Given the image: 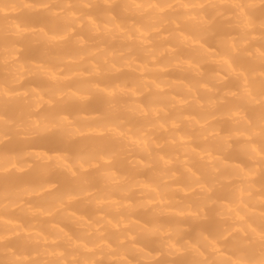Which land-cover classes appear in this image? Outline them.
I'll return each instance as SVG.
<instances>
[{
	"label": "bare ground",
	"instance_id": "6f19581e",
	"mask_svg": "<svg viewBox=\"0 0 264 264\" xmlns=\"http://www.w3.org/2000/svg\"><path fill=\"white\" fill-rule=\"evenodd\" d=\"M1 3L0 15L20 16L10 30L21 39H8L0 27V48L16 61L14 80L0 84V100L24 97L36 114L45 109L27 126L17 120L12 133L1 129L9 124L5 115L19 107L0 109V141L15 139L0 149V167L19 175L0 174V187L18 185L0 189V264H133L130 254L154 261L148 238L164 251L165 264H264V0ZM224 7L231 11L228 26L212 18ZM20 10L56 17L63 32L49 22L38 28ZM66 36L78 48L69 55ZM208 38L219 51L209 48ZM52 44L55 49L45 48ZM204 63L220 73L203 72ZM29 76L42 79L43 87L52 82L21 94L15 86H26ZM116 96L129 101L106 115L93 113ZM22 128L37 141L30 132L23 135L30 141L17 140ZM105 135L113 137L112 145L98 140ZM28 147L80 152L8 153ZM134 153L143 157L124 162L129 171L121 163ZM24 158L32 163L24 164L26 176ZM98 164L102 170L92 186L85 173ZM54 168L64 173L62 192L52 193V184L32 187L42 176H54ZM135 170L150 179L135 180ZM146 209L152 224L144 220Z\"/></svg>",
	"mask_w": 264,
	"mask_h": 264
},
{
	"label": "rangeland",
	"instance_id": "374dc122",
	"mask_svg": "<svg viewBox=\"0 0 264 264\" xmlns=\"http://www.w3.org/2000/svg\"><path fill=\"white\" fill-rule=\"evenodd\" d=\"M30 2H31V0H29ZM33 2H37V0H32ZM44 2L45 0H38V2ZM23 2H25V1H23ZM26 2H28V0H26ZM1 4H3V3H1V0H0V6H3V5H1ZM6 6L8 7L9 5H5L4 6V8H6ZM263 7H264V4H263ZM8 8H10V7H8ZM8 8H7V10H8ZM20 11H23V10H20ZM12 13V14H11ZM18 13V15L20 14H22V18H24L25 17V14L27 13L26 11H23L22 13L21 12H17ZM30 12H28L26 15L28 16V17H30V18H33L34 20H35V22H36V24H37V27L39 28V26L40 27H42L41 25L42 24H44V23H46V22H49V23H51L52 25H53V29H55L56 31H60V33H61V31H62V26H61V24H60V22L58 21V19H56V17H53V16H51V17H49V15L47 14V15H45L46 13H44V12H42L41 13V15H37V16H34L33 14H29ZM7 14V13H6ZM23 14H24V17H23ZM29 14V15H28ZM207 15L209 16H211V12L209 11V13H207ZM126 18H128V20H130L132 23H134V22H136L137 21V19H136V21H134L135 19H133V15H130V14H127V13H125V15H124ZM16 17H17V14H14L12 11H8V14L6 15V16H2V15H0V27H2L3 29H7V37L9 36V38L8 39H10L11 37L13 38V37H17V36H14L15 34L13 33L12 34V30H10V24H11V22H13V21H16L15 19H16ZM53 17V18H52ZM125 17H123V18H125ZM20 18V16H18L17 17V19L18 20H21V19H19ZM136 18V17H135ZM213 20L215 21V23H219V24H222V25H225V26H228V25H230V21H231V11L229 10V9H226L225 7L224 8H221V10H220V13L219 14H217V15H213ZM17 20V21H18ZM134 21V22H133ZM138 22V21H137ZM44 26V25H43ZM10 31V32H9ZM63 32V31H62ZM76 32V31H75ZM78 33H80V32H76L75 34H78ZM82 33H84V32H81V34ZM83 35H85V36H87L86 34H82V36L81 37H84ZM79 36H80V34H79ZM232 36H237V35H235V34H233ZM11 38V39H12ZM17 38H19V39H21V37H17ZM17 38H15L14 40H15V42L17 41L16 39ZM87 38V37H86ZM18 39V40H19ZM66 41L67 40V44H69V47L66 49V51L65 52H67L68 53V55H69V52L70 51H72V53L73 52H75V50H77L78 48L76 47V46H74L75 47V50H73L74 48H72L73 46H72V44L71 43H69L70 41H69V37L68 36H66V37H64L63 38V40L62 41ZM11 40H9L8 42L9 43H7V44H11L12 42H14V41H11ZM207 43H208V46H209V48L210 49H212V50H214V51H219V46L217 45V43H216V41L214 40H211V38L209 39H207ZM6 44V45H7ZM14 44V43H13ZM74 45V44H73ZM5 47V46H4ZM40 47V46H39ZM39 47H37V46H35V50H40V49H42V48H39ZM45 48H47V49H50V50H53V49H55V44L53 45H49V46H47V47H45ZM69 48H72V49H69ZM21 51H23V50H21ZM22 53V52H21ZM70 54H71V52H70ZM0 55L2 56V58H1V60H0V67H1V73H0V84H2V85H4V86H7L8 84H9V82L10 81H13L14 79H13V77L15 76V74L13 73H11V70L13 71V64L12 63H14V65H15V63H16V61L14 60L13 62H12V60L13 59H11V61H10V59L8 60V59H6V57L4 56L5 54H4V49H1L0 48ZM19 56H21V54H18ZM23 55L24 56H22V57H25L24 59H22V58H20L19 56H18V59L20 58V59H22V60H28L29 59V57L30 56H26L24 53H23ZM34 61H36V60H34ZM36 62H39V60H37ZM11 64H12V66H11ZM10 66H11V68L12 69H10L9 71H8V69L10 68ZM202 68H203V72H207V71H214V72H218V73H220V70L217 68V66L216 65H214V64H211V63H204V65L202 66ZM15 69V68H14ZM8 72H10V74H12L13 76H11V75H9V73ZM14 72V71H13ZM123 74H129V76H130V78L131 79H136V75L135 74H133L132 72H130V71H125ZM122 74V75H123ZM166 75H169V73H167ZM179 76H180V78L181 79H186L187 78V75L186 74H184V73H180L179 74ZM221 76L223 77V79L224 80H228V77L225 75V74H223V73H221ZM31 76H29V77H27L28 79H31L32 81H30V80H28V79H24V80H22L21 82H25L26 83V86H24V83H22V85L21 86H19L18 87V84L15 86V87H17L16 89L17 90H19V92L22 94L23 92H27V90H30L31 88L30 87H32V88H35L36 86H34V85H36V83H37V86H40V88H38V89H42V87H43V81H42V83L41 84H39L41 81L40 80H42V79H40V78H38V77H35V79H32L33 77H31ZM120 78V77H119ZM122 78V77H121ZM37 79V80H36ZM40 79V80H39ZM123 79V78H122ZM39 80V81H38ZM39 82V83H38ZM49 82L51 83L52 81H50V80H47V82L46 81H44V84H46V83H48V84H46V86L47 85H49ZM39 84V85H38ZM51 85V84H50ZM50 85H49V87H50ZM25 87V88H23V89H20V87L22 88V87ZM42 86V87H41ZM45 85H44V87L43 88H47ZM27 88V89H26ZM37 89V88H36ZM22 90H25V91H23L22 92ZM43 90V89H42ZM146 97H148V94H144L143 95V99L144 98H146ZM26 99V98H25ZM125 101H129L127 98H125V97H122V96H116V97H114L113 99H111L110 97H109V99L107 98V100H105L103 103H100L99 104V107H98V105L96 106L97 108H94L95 110H93V113L95 112V114L97 115V116H103V115H106V113L107 112H110V111H115L116 109H118L122 104H123V102H125ZM29 101L27 100H24V97L23 98H19V99H15V100H13V101H6V100H0V109H2V110H9V109H12V108H18L19 107V109H16V111L14 112V113H9V114H6L5 115V118L7 119V121H9V124H8V126L7 127H5V128H2L1 129V131H5L6 133H8V132H13V131H15V129H16V127H14V125H15V123H16V121L18 120V122L20 123V124H23L22 125V127H24V124H26L25 123V121H30L32 118H37L39 115H40V117L39 118H41V117H44L43 116V114H44V111L43 110H41V109H45L44 107L43 108H40L39 110H40V112H42V113H40V112H37L38 114H36V110L34 109V107H33V105L31 104L30 105V102L28 103ZM85 105L86 104H83V105H81L80 106V108H83V106L85 107ZM35 110V112H34V110L33 109H31V107ZM86 106H88V104L86 105ZM33 110L32 112H31V110ZM97 109V110H96ZM36 114V115H34V116H31V115H33L34 113ZM4 114V113H3ZM42 115V116H41ZM27 118L29 119V118H31V119H29V120H27ZM48 118V121L50 120L49 118L50 117H47ZM52 121V124H55L54 122L55 121H53V120H51ZM48 123H50V121L48 122ZM51 124V125H52ZM28 125V123L26 124V126ZM55 126V128L53 127V129H54V132L53 133H55V131H56V129H57V126H56V124L54 125ZM22 130V134L20 135V136H17V140H20V141H24V142H28V141H26V140H29L30 141V139H31V141H37V135H35L34 134V132H32L31 131V129H29V128H22L21 129ZM30 132V133H29ZM30 134V136H33V137H31L30 139H24V137H23V135H25V134ZM83 137H86V135H84V136H82V138ZM89 137V136H88ZM88 137H86V139L88 138ZM7 139V140H6ZM4 141H0V149H4V147L5 146H8V145H12V143L15 141V139L14 138H12V137H7ZM22 139V140H21ZM100 139H104V141H106L105 143L106 144H108V145H112L113 143H114V140H113V137L112 136H110V135H105V136H103V138H100L99 137V139L98 140H100ZM98 140H97V142H98ZM97 142H94L93 143V145L92 146H98V144H97ZM233 145H240V141H238V140H235V141H233ZM32 151H38V152H45V153H47L48 155H50V156H55V155H58V154H67V155H69L70 157H74V156H76L79 152H80V150H69V151H66V152H61V151H58V150H45V149H39V148H26V149H23V150H12V151H9L8 153L10 154V155H13V156H19L20 155V157L22 156V155H24V154H28V153H31ZM141 156L142 155H140L139 153H134V154H130V155H128L127 157H126V161L124 160L123 161V163H121L123 166V168H127V166H129V161L131 162V160H134L135 158H141ZM143 157V156H142ZM178 159L179 160H181L182 159V154H178ZM26 158H28V157H26ZM26 158H24V159H22V162H23V165L22 164H20L21 166H24L25 167V169H24V171L26 170V171H28V169H27V167H26V165H24L25 163L26 164H32L31 163V160L30 159H26ZM242 159L244 160V158H242L241 157V160H238V161H242ZM26 160H28V161H26ZM30 160V161H29ZM124 162L127 164V166H125L124 165ZM231 162L234 164V163H236L237 161L236 160H231ZM242 164H245V163H242ZM39 165H42V166H45V167H48V166H51V165H53V164H49V162L47 163H44V162H42V163H40ZM120 166V163L118 164H116L114 167H116V169H118L119 167L118 166ZM2 167V168H1ZM1 167H0V170H2L3 168H5V166H3V165H1ZM121 167V168H122ZM8 169H10V168H5V171H3L4 173H0V174H3V175H5L6 177H11L12 179H14V178H18V173L16 174V173H13V172H11V170L12 169H10V170H8ZM55 169V175L54 176H42L41 178H39L34 184L35 185H33L32 187H34V186H36V187H38L39 186V188L40 187H42V186H44V187H42V188H45V186H48V185H50V184H52L51 186H53V189L51 190V192L52 191H54L55 193H60V191L62 192L63 191V188H61V187H63V185H61L62 184V182H61V184H60V181L62 180V178H63V175H64V173L61 171V170H59L58 168H54ZM120 169V168H119ZM129 171H130V167L129 168H127ZM9 171V172H7V171ZM101 170H102V165L101 164H98V165H96V167H94V168H91L90 170H88V171H86V173H85V178L88 180V181H90L92 184V186H93V182H94V180H96V178L98 177V175L100 174V172H101ZM132 170V169H131ZM13 171V170H12ZM24 172L23 174L26 176V175H28L27 173L28 172ZM128 171V172H129ZM6 172V173H5ZM140 173H142V172H140V171H137V170H135L133 173H132V175H134V179L136 180V179H138V178H145V179H150V178H146V177H144V176H142V177H140L139 175H141ZM144 173V172H143ZM22 174V175H23ZM22 175H20L21 177H22ZM23 175V176H24ZM144 175H146V174H144ZM147 177H149V176H147ZM71 180L73 181L74 179L73 178H71ZM73 183H75V182H73ZM73 183H72V186L75 188V186L76 187H78V189H79V184L77 185L76 183L73 185ZM231 183H233V184H236V181L235 180H232V182ZM5 186H1L0 187V189L2 188V189H7V188H10V187H16V186H18V185H16V184H12V183H5L4 184ZM216 186H218V184H216ZM220 187V186H219ZM73 188V189H74ZM62 189V190H61ZM77 190V188H75L74 189V191H76ZM57 191V192H56ZM78 191V190H77ZM0 192H1V190H0ZM54 192H52V193H54ZM191 195H195L194 197H198V194L197 193H193V194H191ZM137 196V195H136ZM135 198H141L140 196H137V197H135ZM212 209V208H211ZM214 209V208H213ZM142 213H144L145 214V217H144V220H146V221H148V224H152V220H153V217H151V213H150V209H146L145 211H143ZM26 217H24V219H25ZM151 218H152V220H151ZM23 219V217L21 218V220L23 221V222H25L26 220H24ZM221 224V223H220ZM219 224V225H220ZM71 225H68V227H70ZM213 231V230H212ZM78 230L76 229L75 231H73V234L76 236V235H78ZM214 232V231H213ZM149 242H151V244H152V246L149 248V251H150V253L152 254V255H154V261H144V260H142L140 257H138L136 254H130L129 256H128V259L133 263V264H165V263H167L166 261H165V258H164V251L161 249V247L160 246H158V244H157V242H156V240L154 239V238H148L147 239ZM101 264H115L114 262H104V261H102L101 262Z\"/></svg>",
	"mask_w": 264,
	"mask_h": 264
}]
</instances>
